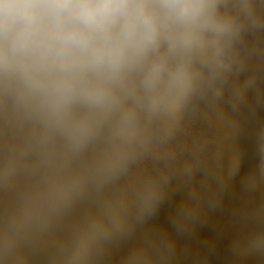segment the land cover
I'll list each match as a JSON object with an SVG mask.
<instances>
[{"label": "clouds", "instance_id": "1", "mask_svg": "<svg viewBox=\"0 0 264 264\" xmlns=\"http://www.w3.org/2000/svg\"><path fill=\"white\" fill-rule=\"evenodd\" d=\"M236 2L244 20L222 10L226 0H0V114L22 131L13 152L31 155L37 173L0 221V264H15L36 229L123 174L135 149L167 142L176 113L231 69L245 23H255L251 0ZM259 140L264 170V132ZM15 168L7 160L0 177ZM132 195L150 214L157 183ZM126 196L105 201L113 217ZM193 213L182 204L173 223L183 228ZM111 233L103 218L78 226L53 264H94ZM151 249L145 240L126 264H151Z\"/></svg>", "mask_w": 264, "mask_h": 264}, {"label": "rangeland", "instance_id": "2", "mask_svg": "<svg viewBox=\"0 0 264 264\" xmlns=\"http://www.w3.org/2000/svg\"><path fill=\"white\" fill-rule=\"evenodd\" d=\"M251 11L255 23H245L234 45L231 69L188 105L211 108L219 124L232 133L222 176L229 208L241 219V226L229 239L213 232L210 203L221 192H213L207 203L197 206L177 185L165 198L159 195L160 206L143 217L137 201L119 209L116 229L104 240L110 241L103 252L107 250L111 264H126L127 248L137 249L145 240L152 242L151 264H264V170L259 140L264 132V0L252 2ZM237 17L244 20L245 13ZM13 132L10 127L9 135ZM19 203V199L7 203L0 195V221ZM182 204L190 205L194 213L178 228L173 218ZM234 248L237 254L232 253Z\"/></svg>", "mask_w": 264, "mask_h": 264}, {"label": "built area", "instance_id": "3", "mask_svg": "<svg viewBox=\"0 0 264 264\" xmlns=\"http://www.w3.org/2000/svg\"><path fill=\"white\" fill-rule=\"evenodd\" d=\"M254 1L251 0V4ZM222 10L234 14L243 13L238 10L236 0H226ZM10 127H14L12 135H9ZM21 136L22 131L0 114V170L13 155L32 157L22 155L18 151L13 152V145ZM231 140L232 133L219 124L211 108L193 109L187 106L176 113L174 132L166 143L161 145L158 140H154L153 146L147 152L134 150L135 154L130 158L127 170L101 188L99 199L91 214L89 210L95 194L94 189L73 201L60 215L53 216L47 227L41 231L44 234L59 232L58 220L64 216L72 218L80 227L87 226L95 218H103L111 223L114 231L115 217L105 208V201L115 192H124L127 196L119 205L121 209L136 201L132 194L152 180L157 183L158 196L163 195L165 198L166 194L174 192L175 186L181 185L187 200L197 206H203L209 201L210 194L220 191L219 197L210 203L212 230L227 239L232 238L241 226V219L231 213L222 176ZM102 146L101 142L97 147ZM95 151V148H90L89 156ZM36 179L37 173L29 167L23 174L25 188L20 201ZM158 201L155 208L160 206ZM133 250L134 247H128L127 256ZM232 253L237 254L236 248Z\"/></svg>", "mask_w": 264, "mask_h": 264}, {"label": "crops", "instance_id": "4", "mask_svg": "<svg viewBox=\"0 0 264 264\" xmlns=\"http://www.w3.org/2000/svg\"><path fill=\"white\" fill-rule=\"evenodd\" d=\"M16 168L5 180L0 177V195L5 202L10 203L19 199L24 190L23 174L30 167L32 157L15 156ZM59 232L55 234H44L41 229H36L32 235L21 243L15 264H53L61 245L70 238L78 225L68 216L60 217L58 220ZM80 227V226H79ZM108 241H101L95 253L94 264H111L105 256L104 244ZM101 262V263H99ZM105 262V263H103Z\"/></svg>", "mask_w": 264, "mask_h": 264}, {"label": "water", "instance_id": "5", "mask_svg": "<svg viewBox=\"0 0 264 264\" xmlns=\"http://www.w3.org/2000/svg\"><path fill=\"white\" fill-rule=\"evenodd\" d=\"M100 191H101V189H100ZM100 191L99 192L95 191V194H94V197H93V201H92V203L90 205V210H89L90 214L92 213V211H93V209L95 207V204L97 203V201L99 199Z\"/></svg>", "mask_w": 264, "mask_h": 264}]
</instances>
